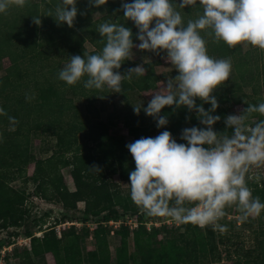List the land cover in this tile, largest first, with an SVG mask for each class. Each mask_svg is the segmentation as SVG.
Here are the masks:
<instances>
[{
    "label": "trees",
    "instance_id": "trees-1",
    "mask_svg": "<svg viewBox=\"0 0 264 264\" xmlns=\"http://www.w3.org/2000/svg\"><path fill=\"white\" fill-rule=\"evenodd\" d=\"M133 2L134 0L128 3ZM172 2L181 14L184 26L203 13L199 0L196 6L184 9L178 6L182 0ZM60 3L61 0H27L23 9H17V6L7 9L9 12L4 19L0 13V60L8 58L10 61L4 80L0 82V108L7 113L0 115V228L7 230L21 227L25 223L24 217L28 214L25 205L27 197L23 189L14 188L12 183L25 180L27 167L32 163L34 170L29 179L37 183L41 196L45 199L49 197L48 201H55L66 210L61 221L71 220L73 223L59 233L54 227L46 228L40 237L33 236L25 228L24 234L31 242L28 248L12 250L17 255L18 264H35L46 254L52 255L55 264H110L107 238L114 235L120 239L117 251L120 264H129L131 260L132 255L127 254L126 247L129 238L141 254L140 264H213L220 259V254L214 242L212 225L201 228L189 223L180 224L183 230L181 233L178 228L167 230L165 239L159 242L160 251L155 253L145 243L157 241L156 234L165 223V217L147 216L146 220L135 222V228L126 224L127 219L119 220L121 215L139 219L144 213L134 204L130 193L123 195L112 190V184L108 180L113 175H118L130 183L129 174L135 170V161L126 147L128 144L124 140L104 137V125L98 122L100 113L95 103L106 100L111 90L107 86L103 90L84 88L87 76L76 85H67L59 80L58 74L70 62L71 56L79 55L83 58L101 52L106 41L96 31L100 24L106 21L124 23L133 33L134 45L140 42L136 38L138 29L131 20H124L121 5L125 0H108L106 5L99 8L91 7L89 0H76L78 11L72 28L66 23L58 26L53 17H47L49 11L54 14ZM99 11H104V16L92 21V16ZM37 16L41 17L42 26L33 23L32 17ZM152 26L154 27V22ZM210 33L211 29L200 33L206 41L208 55L213 59L231 61L229 80L213 92L219 107L212 115L221 117L213 125V130L218 131L220 123L225 125L226 112L220 108L222 103L234 100L244 110L248 104L258 105L264 102L255 94L254 86L250 88L251 95L244 93L253 85L255 76H259L255 58L249 52L242 54L239 45L230 48L223 41L214 42V36ZM86 43L93 50L88 51ZM52 54L55 55V60L61 61H53ZM160 55L166 56V53L161 52ZM157 63L151 61L143 64L147 69L145 76L137 78L134 75L131 81H122V93L117 94L124 107L130 110V115L123 117L122 125L134 141L150 137L154 131L161 133L167 130L177 138V143L187 144L181 139L183 129L206 127L200 123L195 110L189 112L186 107H181L173 111L174 106H166L160 115L167 117L168 124L162 128H157L156 121L143 111L147 105H143L139 115L134 112V107L138 105L135 104L133 95L140 90L156 89L159 78L154 72V66ZM129 68H134L130 58L123 62L119 70L114 71L124 75ZM76 100L85 103L82 110ZM196 104L202 105L206 111L211 108L209 103L199 98L196 99ZM253 114L257 122L264 120V116L259 113ZM8 117H14L18 123L11 124ZM188 117L190 119H186ZM37 134L55 138L52 158H35L31 142ZM93 165L99 166L102 171H94L90 168ZM61 168L70 169L75 187L73 192H69L63 183ZM247 186L252 197H258L264 203V187H258L253 181H247ZM78 201L85 203L82 213L69 214L68 209L75 210ZM110 221H119L120 224L114 228L109 225ZM89 222L96 228L90 230L87 227ZM155 222L163 224L159 227L152 225L147 229V224ZM75 223L81 224V227H76ZM84 239L93 241L96 246V250L87 252L85 261L80 252H64L66 247L80 246ZM258 245L259 253L254 255V249L252 252L248 250L245 259L239 258L233 264H264V238Z\"/></svg>",
    "mask_w": 264,
    "mask_h": 264
},
{
    "label": "clouds",
    "instance_id": "clouds-1",
    "mask_svg": "<svg viewBox=\"0 0 264 264\" xmlns=\"http://www.w3.org/2000/svg\"><path fill=\"white\" fill-rule=\"evenodd\" d=\"M26 2L0 0V13L11 6L22 8ZM107 3L108 0H89L90 6L96 8ZM196 5L197 0L178 4L182 9ZM199 6L202 15L184 26L172 0L122 3L124 20L134 22L140 43L134 45L133 33L124 23L106 21L96 29L106 41L101 52L83 58L71 56L58 78L67 85H76L87 76L86 89L103 90L107 86L112 93H122L123 80L147 74L143 64L127 69L124 75L114 71L129 60L133 48L158 56L166 53L167 62L178 75L152 95L143 111L156 121L157 128H162L168 124L167 117L160 115L162 109L186 107L189 112L195 110L206 127L183 129L181 139L187 144L177 143L165 130L155 138L142 137L126 145L135 161V170L129 174L131 199L149 217L170 218L177 224L201 228L212 225L223 233L227 228L218 221L225 217L227 207L235 205L242 221L264 211V203L252 197L246 181L252 169L264 168V120L251 126L246 123L253 113L264 116V103L248 104L242 114L227 116L225 124L233 130L231 134L213 130L221 119L212 115L219 107L213 92L229 80L231 61L210 57L200 33L211 29L214 42L223 41L230 48L247 43L264 50V0H199ZM77 11L76 0H61L54 14L49 11L47 17H53L58 26L66 23L72 28ZM32 18L35 25H41V17ZM197 98L211 108L206 111L202 105L197 106ZM142 107L135 106L134 112L139 115ZM0 115L7 113L0 108ZM8 119L13 125L18 123L14 117ZM90 168L102 171L97 165Z\"/></svg>",
    "mask_w": 264,
    "mask_h": 264
},
{
    "label": "rangeland",
    "instance_id": "rangeland-1",
    "mask_svg": "<svg viewBox=\"0 0 264 264\" xmlns=\"http://www.w3.org/2000/svg\"><path fill=\"white\" fill-rule=\"evenodd\" d=\"M133 0H125V3ZM11 8V7H9ZM8 8V9H9ZM21 9V7H17ZM23 9V7H22ZM122 9V8H121ZM9 12L6 11L2 13L3 19L5 15ZM104 16V11H99L92 16V21L99 20ZM40 26V25H39ZM42 26V25H41ZM140 43V42H139ZM136 43L135 45H138ZM45 48L48 46L44 45ZM85 48L88 51L93 50L92 46L88 43L85 44ZM239 50L241 53L249 52L252 55L256 62L258 63L259 76H255V81L244 93L246 95H251V87L254 86L255 94L262 99L264 102V50L259 48H254L250 44L242 43L239 45ZM53 55V54H52ZM55 55L51 57L53 61H61V59L55 60ZM134 64V67L140 64H145L146 62H158L154 66V72L158 75L159 81L156 84V89L153 91H139L138 94L133 95V100L138 106L142 104L148 105V102L152 99V95L157 94L165 85V82L169 79H174L178 72L171 66L167 60L166 56L156 55L152 52L140 51L138 48H133V53L129 57ZM54 63V62H53ZM10 65L8 58L0 60V82L4 80L6 75V69ZM260 68V70H259ZM257 71V72H258ZM256 73V72H255ZM141 78V77H137ZM131 98V99H132ZM78 107L82 110L85 106V103L82 100H76ZM95 106L98 108L100 117L98 122L104 125L102 135L104 137H112L114 140H124L126 144L135 142L132 136L129 135L126 128L122 125V120L125 115H130V110L125 108L121 98L117 93L109 94L108 98L104 101H99L95 103ZM224 112H226V117L229 115H240L243 112V106L241 104H236L234 100L230 102H224L221 104V107ZM250 126L257 123L255 115L252 114L250 119L246 122ZM220 129L216 132H227L232 133V129L227 128L226 124H219ZM160 133L157 131L152 132L150 137L155 138ZM173 139H177L175 136H172ZM55 138L50 135H34L31 142V150L36 159H47L53 155L55 151ZM52 158V157H51ZM34 170V164H30L27 167V177L26 179L18 180L12 183V186L17 189H23L27 200L25 205H27L28 214L25 215V223L21 227L10 228V229H1L0 228V264H18L17 255L12 252L13 249L28 248L30 245V238H26L24 234V229L28 228L30 233L35 237H40L42 232L46 228L54 227L56 231L59 229L62 230L63 227L67 228L70 226L71 220L61 221V216L66 212L63 209L61 204H58L55 201L45 199L41 196L39 189H37V183H34L29 178L32 176ZM63 183L65 184L69 192L75 190L73 181L70 176L69 168L60 169ZM259 176L260 179L257 180L256 177ZM247 181L255 182L258 187H264V168L252 169L248 176L246 177ZM108 180H110V187L114 191L121 192L123 195H128L130 193V183L126 180L121 179L118 175H113ZM38 191V194L36 193ZM49 195V193H46ZM53 199V197H52ZM76 208L68 209V213L76 212L77 214L82 213L85 203L82 201L76 202ZM121 213V211H119ZM226 215L224 218L218 221V224L225 226L227 228L226 232L221 233L218 229L214 230L213 228V237L214 242L216 243L217 251L220 254V259L215 261L213 264H233L234 261L241 258L245 259L246 252L253 251L254 255L259 253L258 242L264 238V211L260 213L259 216L249 217L248 220L242 221L240 219L241 213L238 208L233 205L225 209ZM105 213H102V215ZM125 216V215H124ZM121 215L119 217L120 221L127 219L128 222L132 219L135 223L140 220H146L147 215L142 214L141 218L129 217ZM100 217V216H99ZM165 223L160 227V230L156 234V240L146 241V245L150 246V249L153 252L158 253L160 251V241L165 239V232L170 229L178 228L179 232H183L180 228V224H177L170 218L163 219ZM126 221V222H127ZM92 223V222H89ZM78 224V223H77ZM150 225V224H148ZM79 226V225H77ZM76 226V227H77ZM80 228V227H78ZM92 228H96L95 225H92ZM32 236V237H33ZM127 254L132 255L129 264H140L141 254L137 251V248L134 246L132 239H127ZM143 244V243H142ZM107 246L109 252L110 264H120L117 260V251L120 247V239L117 235L107 238ZM95 244L89 239H84L80 246H71L64 248L65 253L80 252L82 254V259L85 261L87 252L96 250ZM146 250V249H145ZM148 250V249H147ZM133 258V259H132ZM209 259V258H208ZM205 262V261H204ZM35 264H55L54 259L51 254H46L41 260H37Z\"/></svg>",
    "mask_w": 264,
    "mask_h": 264
},
{
    "label": "built area",
    "instance_id": "built-area-1",
    "mask_svg": "<svg viewBox=\"0 0 264 264\" xmlns=\"http://www.w3.org/2000/svg\"><path fill=\"white\" fill-rule=\"evenodd\" d=\"M66 223H69V222H66ZM70 224L72 225L73 223H70ZM119 224H120L119 221H118V222H112V221L109 222V225H112L114 228L118 227ZM126 224H127L130 228H135V227L137 226V223H134V222H132L131 220H130V222L127 221ZM149 224H150V225L147 224V229H149L152 225H154V226H156V227H159V226L162 225L163 223L155 222V223H153V224H152V223H149ZM74 225H75V226L79 225V226H77V227H81V224H77V223H75ZM67 227H69V226H67ZM87 227H88L90 230L93 229L91 223H88V224H87ZM64 228H65V227H63L62 229H64ZM59 231H60V229L57 231V233H59ZM111 234H112V232H111Z\"/></svg>",
    "mask_w": 264,
    "mask_h": 264
}]
</instances>
